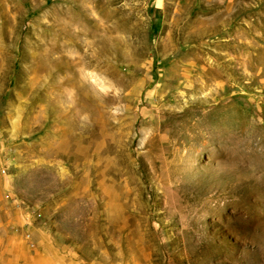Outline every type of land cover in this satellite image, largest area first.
Returning <instances> with one entry per match:
<instances>
[{"label": "rangeland", "instance_id": "1", "mask_svg": "<svg viewBox=\"0 0 264 264\" xmlns=\"http://www.w3.org/2000/svg\"><path fill=\"white\" fill-rule=\"evenodd\" d=\"M48 255L264 264V0H0V264Z\"/></svg>", "mask_w": 264, "mask_h": 264}, {"label": "crops", "instance_id": "2", "mask_svg": "<svg viewBox=\"0 0 264 264\" xmlns=\"http://www.w3.org/2000/svg\"><path fill=\"white\" fill-rule=\"evenodd\" d=\"M19 258H20V256L18 257V260H19ZM45 259H49V260H54V259H56V260L59 261L58 264H72V263H67V262L65 261V259H63L62 257H60V255H59L58 257H52L51 255H48V256L45 257ZM18 264H25V263H20V262H18ZM30 264H37V263L35 262V258H34V262H30ZM47 264H49L48 261H47ZM51 264H53V263L51 262Z\"/></svg>", "mask_w": 264, "mask_h": 264}]
</instances>
